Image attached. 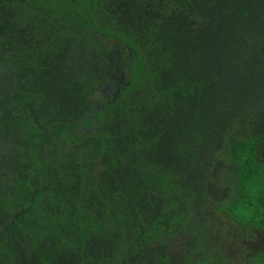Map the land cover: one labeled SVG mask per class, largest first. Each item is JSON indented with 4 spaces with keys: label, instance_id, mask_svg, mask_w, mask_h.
Returning a JSON list of instances; mask_svg holds the SVG:
<instances>
[{
    "label": "trees",
    "instance_id": "16d2710c",
    "mask_svg": "<svg viewBox=\"0 0 264 264\" xmlns=\"http://www.w3.org/2000/svg\"><path fill=\"white\" fill-rule=\"evenodd\" d=\"M0 264H264V0H0Z\"/></svg>",
    "mask_w": 264,
    "mask_h": 264
}]
</instances>
